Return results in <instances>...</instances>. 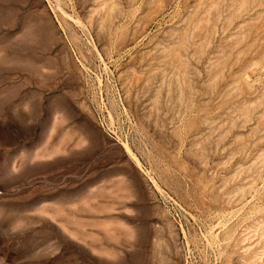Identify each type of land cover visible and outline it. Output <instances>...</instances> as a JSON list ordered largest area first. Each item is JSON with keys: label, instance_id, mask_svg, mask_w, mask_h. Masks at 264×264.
<instances>
[{"label": "rangeland", "instance_id": "obj_1", "mask_svg": "<svg viewBox=\"0 0 264 264\" xmlns=\"http://www.w3.org/2000/svg\"><path fill=\"white\" fill-rule=\"evenodd\" d=\"M0 264H264V0H0Z\"/></svg>", "mask_w": 264, "mask_h": 264}]
</instances>
